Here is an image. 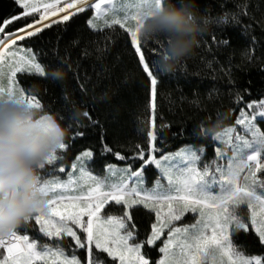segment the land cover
<instances>
[{"label":"snow or ice","instance_id":"obj_1","mask_svg":"<svg viewBox=\"0 0 264 264\" xmlns=\"http://www.w3.org/2000/svg\"><path fill=\"white\" fill-rule=\"evenodd\" d=\"M14 3L20 11L0 17V80L7 77L8 81L7 87L0 85V95L18 97L31 108L42 110L41 99L26 93L16 80L20 73L47 75L33 48L26 45L53 24H70L79 18L77 14L94 9V16L87 20L90 29L114 31L119 26L130 36L134 57L138 58L137 66L144 74L146 112L150 109L151 115L142 121L139 142L130 146L131 156L107 143L103 130L99 134L101 154L125 162L119 170L122 178L118 182H109L88 171L87 162L94 155L91 145L75 156L71 164L73 171L68 173L67 180L41 178L45 206L24 226L27 228L34 218L39 225L38 233L50 239L40 242L20 234L18 229L0 235V264H117V261L118 264H204L209 255L213 264H252L253 261L264 264L258 256H244L232 241V232L250 226L246 222L249 217L239 211L246 205L250 210L251 227L264 242V191H258L264 190V128L258 124L259 119H264V99L246 98L244 93L250 96V89L235 93L231 101L236 105L231 111L239 110L235 123L213 136L214 142H222L231 150V155H226L218 146L216 158L202 162L204 148L191 144L176 153L165 152L162 145L167 143V136L161 129L168 125L157 124L160 77L154 71L153 60L143 51L145 43L140 40L137 27L141 13L151 7L153 0H133L131 11L117 7L116 0H95L94 3L89 0H14ZM51 17L57 19L51 20ZM212 39L218 45L229 44L228 39L218 40L215 35ZM159 48H162L160 43ZM152 52L158 54V49L153 48ZM221 115L223 113L217 109V117ZM84 116L92 125H99L89 112ZM100 127L103 129V125ZM208 131L201 122L199 134L206 136ZM84 135L77 128L73 138ZM72 147L68 142L61 143L58 150L63 154H58V150L54 152L41 165V170L51 174L47 166L55 169L59 165V173H65L64 160ZM175 157H179L180 165L173 162ZM220 160L227 163L221 164ZM153 165L161 175L149 189L145 187L144 173L146 166ZM106 167L109 172L116 168L113 164ZM213 183L218 184L219 192L210 190ZM68 192L73 194H66ZM141 206L147 209L145 215H155L150 232L144 230V239H139L135 215ZM187 213L194 215L193 223L181 222ZM65 238L71 252L67 250ZM158 242L161 255L153 259L149 246L154 248ZM78 250L84 251L85 257L78 256Z\"/></svg>","mask_w":264,"mask_h":264},{"label":"trees","instance_id":"obj_2","mask_svg":"<svg viewBox=\"0 0 264 264\" xmlns=\"http://www.w3.org/2000/svg\"><path fill=\"white\" fill-rule=\"evenodd\" d=\"M192 2L208 22L206 30L200 34V45L192 55L174 71L164 72L159 62V43L149 42L142 47L153 60L154 71L160 77L157 94L160 118L157 124L168 125L161 129L167 136V143L162 145L164 151L191 144L204 148L203 159H213L217 144L213 141L214 134L234 124L235 116L239 115L238 109L235 113L231 111L236 107L231 103L235 93L250 89V96L244 93L246 98L259 100L264 97V0ZM18 11L20 9L14 0H0V17ZM90 14L91 9L77 14L79 18L70 24H53L37 39L29 41L26 46L33 48L47 75L21 73L19 82L27 93L41 99V113L50 114L69 127L70 134L65 142L73 144V147L64 160L66 170L75 156L91 145L94 146V155L90 165L99 172L107 164H125L112 155L101 154L98 144L100 132L103 130L106 142L113 148L131 156L130 146L139 142V128L143 126L142 121L151 115V110L146 112L144 74L137 66L138 58L134 57L130 36L119 26L114 31L90 29L87 24ZM213 35L218 40L228 39L229 44L218 45L212 39ZM153 48L158 49V54L152 52ZM54 68L63 69L66 77L63 80L51 79L48 71ZM76 109L89 112L99 125H92L84 115H76ZM217 109L223 113L219 118ZM201 122L209 129L206 136L199 134ZM77 128L85 135L74 140ZM58 154L63 153L59 150ZM47 167L51 174L41 170L42 179L60 174L59 165L55 169ZM136 167H139L138 163ZM145 172L150 179L158 175L154 166H146ZM145 212L147 209L141 206L135 213L139 239H144L145 229L150 232L153 220V214L149 217ZM17 229L20 234L37 238L40 242L50 239L38 233L39 225L34 218L27 228L22 224ZM232 240L243 255L264 259V244L251 228L248 231L235 230ZM65 244L71 252L67 238ZM149 247L152 249L151 257L158 259L157 246ZM77 254L80 257L86 255L80 250Z\"/></svg>","mask_w":264,"mask_h":264},{"label":"clouds","instance_id":"obj_3","mask_svg":"<svg viewBox=\"0 0 264 264\" xmlns=\"http://www.w3.org/2000/svg\"><path fill=\"white\" fill-rule=\"evenodd\" d=\"M207 24L192 0H153L137 21L143 43L162 45L159 62L164 72L174 71L194 53ZM48 75L63 80L66 72L54 68ZM75 111L78 116L85 113ZM69 134V127L54 116L39 113L18 97L0 95V235L17 229L44 208L41 165Z\"/></svg>","mask_w":264,"mask_h":264},{"label":"rangeland","instance_id":"obj_4","mask_svg":"<svg viewBox=\"0 0 264 264\" xmlns=\"http://www.w3.org/2000/svg\"><path fill=\"white\" fill-rule=\"evenodd\" d=\"M94 2H95V0H89V3H94ZM132 2H133V0H116L117 7H120V8H128L129 11L132 10L131 7H130V5H131ZM94 14H95L94 9H91V14H90V16L88 17V19L92 18V17L94 16ZM58 15H62V13H61V14H58ZM50 19H51V20H55V19H57V17H51ZM88 19H87V20H88ZM47 22H48V21H45V23H47ZM88 26H89V25H88ZM99 29H100V28H99ZM93 30H97V29H93ZM125 30H126V29H125ZM130 39H131V38H130ZM27 47H29V46H27ZM7 62H8V61L6 60L5 63H7ZM20 74H21V73H20ZM36 74H37V73H36ZM16 80H17V83L21 86V84H20V82H19V74L17 75ZM0 85H2V86H4V87H7V85H8L7 77H4L2 80H0ZM26 93H27V92H26ZM28 94H29V93H28ZM262 99H264V97H263ZM37 111H38L39 113H41L40 110H37ZM41 114H45V113H41ZM258 124H259V126H260L261 128H264V119H259V120H258ZM222 130H223V129H222ZM222 130H220V131H218V132H221ZM214 135H215V134H214ZM225 139H226V138H225ZM216 142H217V144H216V146H215V149H216V147L219 146V147L222 148V150L224 151V153H225L226 155H231V150H230L228 147H226L224 143L219 142V141H216ZM187 145H188V144H187ZM184 146H185V145L181 146V147L178 148V149H175V150L169 151V152L176 153V152H178L180 149H182ZM58 151H59V150H58ZM204 153H205V152H204ZM204 153L202 154V162L213 161V160L216 158V151H215V156H214L213 159H207V158H206V159H203V155H204ZM74 160H75V159H74ZM90 161H91V160H89V161L87 162V169H88V171H91V172H92V175H93V176H97V177H99V178L107 179V180H109V182H118V181L122 178V174H121V172H120L119 170L122 169V168L125 166V164H113V165L116 166V168L113 170V172H109L106 166L104 167V169H103L102 171L96 172L95 170L92 169V167H91V165H90ZM173 162L177 163L178 165H180V163H181L179 157H175ZM220 163H221V164H226L227 161H226V160H220ZM153 166H154V165H153ZM154 167H155V166H154ZM155 169H156V168H155ZM156 170H157V172H158V175L155 176V177H152V179H150L149 175H148L146 172L144 173L145 187H147V188H149V189H152V188L155 186V182H156V180H157V177L161 175L160 170H158V169H156ZM72 171H73V170L71 169V166H70V167L65 171V173H63V174H58V175H53V176H48V177H46V178H44V179L51 180V181L67 180V179H68V173H69V172H72ZM42 174H43V173L41 172V175H42ZM77 174H78V173H77ZM165 183H166V182H165ZM210 190H211V191H214V192H219V191H220V188H219L218 184L213 183V184L211 185V187H210ZM258 191H264V190H260V189H258ZM66 194H73V193H72V192H68V193H66ZM239 211H240L243 215L249 217V218L247 219L246 222L250 225L249 228H251L252 230L255 231V228H254V227H251L250 210L247 209L246 205H245V206H241L240 209H239ZM154 220H155V215H154V213H153V220H152V221H154ZM152 221H151V222H152ZM151 222H150V226H151ZM181 222L184 223V224H190V223H193V222H194V215L191 214V213H187V214H185V217L182 218V221H181ZM249 228L246 229V230H245V229H238V230L248 231ZM150 230H151V228H150ZM255 232H256V231H255ZM256 233H257V232H256ZM257 234H258V233H257ZM232 241H233V240H232ZM263 244H264V242H263ZM233 245H234L235 248H236V245H235L234 242H233ZM159 246H160V242H158V244H157V249L159 248ZM236 250H237V249H236ZM160 255H161V254H160ZM244 256H246V255H244ZM246 257H249V258H251V257H256V255H253V256H246ZM258 257H259V256H258ZM260 258H261V257H260ZM261 259H262V258H261ZM262 261H264V259H262ZM37 264H42V262H37ZM117 264H118V261H117ZM204 264H213V258H212L211 255H209V256L205 259ZM252 264H255V261H253Z\"/></svg>","mask_w":264,"mask_h":264}]
</instances>
